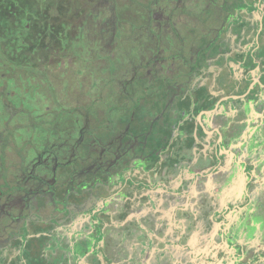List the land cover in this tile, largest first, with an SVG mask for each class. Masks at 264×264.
Masks as SVG:
<instances>
[{
  "label": "rangeland",
  "instance_id": "obj_1",
  "mask_svg": "<svg viewBox=\"0 0 264 264\" xmlns=\"http://www.w3.org/2000/svg\"><path fill=\"white\" fill-rule=\"evenodd\" d=\"M234 1L76 0L74 14L60 13L67 30L53 33L52 40L45 41L47 50L32 44V57L30 45L19 35L3 39L0 34V187L9 195L0 200V244L4 245L0 261L103 264L95 254L99 250L113 264L130 262L132 250L126 239L132 238L133 229L127 220L137 221L135 207L142 201L157 211L163 198H145L147 187L123 185L131 174L129 167H136L134 179L152 187L162 167L149 172L148 182L138 168L154 165L142 157L148 139L152 143L148 157L156 160L158 150L152 146L160 130L174 129L177 118L209 106L233 74L243 75L235 60L253 48L252 24L257 20L255 14H242L239 9L236 26L227 28L230 18L222 14L221 6L227 8ZM43 4L50 7L54 0H42ZM70 39L75 40L72 50L67 46L59 52V45L64 48ZM52 46L55 52L49 50ZM255 56L258 78L264 83V29ZM262 92L258 115H264ZM146 130L149 136L143 142ZM130 140L133 147L128 148ZM261 142L264 145V139ZM263 145V165L257 168L261 175ZM95 210L96 220L104 223L96 248L92 247L96 222L91 218ZM253 210L257 220V206ZM30 213L39 217L41 225L28 217ZM217 219L219 223V215ZM24 220L26 229L21 230L18 225ZM231 224L224 233L227 243L236 246L238 238L232 242L228 232L236 238L244 227ZM220 239L216 235L215 240ZM144 244L138 243L140 249ZM239 245L232 252L221 248L218 253L198 247L201 251L196 255L202 261L221 258L229 264L234 256L236 264H254L257 252ZM182 250L186 249L177 253ZM190 256L184 254L180 262Z\"/></svg>",
  "mask_w": 264,
  "mask_h": 264
},
{
  "label": "flooded vegetation",
  "instance_id": "obj_2",
  "mask_svg": "<svg viewBox=\"0 0 264 264\" xmlns=\"http://www.w3.org/2000/svg\"><path fill=\"white\" fill-rule=\"evenodd\" d=\"M227 2V0H225ZM246 2L250 6H246ZM249 8V9H248ZM241 10L242 14H257V29L254 33L253 48L247 51L241 60H235L237 69L243 73L241 77H236L233 74L231 81L221 88V92L215 99L211 98L209 106L204 107L198 112L187 113L181 118H177L176 127L174 129L160 130L158 133L159 138H156L152 147H157L158 153L156 160H150L148 156L151 154L148 152L147 147H151V141L148 139V144L142 149V157L147 163L153 162L154 165L151 169L145 167H138L142 173H144V180L148 182V174L150 171H157L161 174L158 175L157 181L153 182L152 187H149L147 183L140 181V179H134L136 167L131 166L129 170L131 174L125 179L123 185H129L132 189L139 188L142 190L146 188L149 194L144 195L146 198L149 196L152 198L156 195V198L167 197L170 198L169 202L162 204V213L149 212L147 207L148 202L142 201V203L135 207L137 211L134 215L135 218L127 220L129 226H132L133 236L126 239L131 245L132 255L133 250L136 249V256H140L137 252L140 249L139 244L154 241V230H159L160 239H164L167 245H175L180 247V241L172 239L174 236L170 233L165 234L168 230L173 229V221L176 220L177 208H179V201L176 196L182 198H194L198 194H204L203 197L212 198H224L226 195H233L229 190L233 183L240 179V183H243L242 190L240 192L241 199L250 198L249 186L256 187L257 181L260 179V171L257 170L258 166H262V145L261 142L264 139V115H258L257 104L260 102L259 95L261 89L264 88L260 77L258 78L259 64L257 63L256 56L259 48V42L262 38L264 29V0H235L227 8L222 5L221 12L226 14V17L230 18L229 22L225 23L227 28H232L237 24L238 10ZM233 12V13H232ZM234 14L232 19L230 14ZM237 13V14H236ZM69 42L64 47L67 49ZM63 46V44H62ZM204 53H202L203 56ZM48 59L44 61V67L47 65ZM198 62V61H197ZM239 78V79H237ZM229 85V86H228ZM206 95V94H203ZM205 97V96H203ZM240 104L236 105V102ZM261 103V102H260ZM254 104V106H253ZM249 117L256 118L257 116V129H254V123L247 127L239 126L244 116V110ZM136 112L135 110L133 111ZM185 124V125H184ZM188 125V128L186 127ZM127 130H133L131 127H127ZM148 130L145 132V138L143 142L148 138ZM157 136V134H156ZM133 140V139H132ZM132 140L127 141L128 148L133 147ZM134 141V140H133ZM166 141V144H164ZM264 146V145H263ZM147 150V151H146ZM242 153L241 154H238ZM171 161L165 163L166 157ZM172 158L174 161H172ZM178 161L176 167L173 165ZM175 168V169H172ZM158 172V171H157ZM257 174V176H256ZM168 176V177H166ZM160 179L167 180L168 182H161ZM136 180V181H135ZM180 185V186H179ZM4 187L0 188V197L8 195L4 191ZM118 191V190H117ZM234 196V195H233ZM5 197V196H4ZM3 197V198H4ZM133 198V196L131 197ZM155 198V197H154ZM139 199V198H138ZM144 200V199H142ZM161 201V200H160ZM168 201V200H167ZM155 203V201H153ZM244 202V203H245ZM159 204V203H158ZM229 206H225L228 209ZM91 209V208H90ZM225 210V209H223ZM69 212V211H68ZM94 227L95 236H97V229L100 227L101 238L98 242L94 239L92 247L96 248L100 245L103 237V222L97 219V211H92L91 214ZM30 219L35 218L42 222L35 214H29ZM226 221L221 222L218 229V234L221 235L220 241H226L225 227ZM26 229V220H24L20 226L21 230ZM142 229V230H141ZM142 234V237H141ZM165 234V235H164ZM151 236V238L149 237ZM142 238V240H141ZM136 242H133L135 241ZM133 243V244H131ZM221 243V244H222ZM229 252L234 249H239L241 246L238 244L232 246L229 243ZM177 249L173 250V256L179 254ZM96 257L101 259L103 264H113L114 260L108 258L103 252L97 250ZM234 257L232 256L231 260ZM230 260V262H231ZM226 262V261H225ZM229 262V264H231ZM256 263V261H254ZM252 264V263H250Z\"/></svg>",
  "mask_w": 264,
  "mask_h": 264
},
{
  "label": "crops",
  "instance_id": "obj_3",
  "mask_svg": "<svg viewBox=\"0 0 264 264\" xmlns=\"http://www.w3.org/2000/svg\"><path fill=\"white\" fill-rule=\"evenodd\" d=\"M255 15L256 16L253 18L256 21L257 14ZM254 25L257 29V23L252 24V27H254ZM261 90L264 94V88ZM215 98L216 96L213 97V99ZM240 102L242 101H237L236 105L240 104ZM243 111V120L240 122L239 126L247 127L254 123V129H257V116L256 118L249 117L246 115L247 109L246 111L245 109ZM255 111L257 113L256 109ZM242 187L243 183H240V179H237L236 183L231 184V189L229 190L234 196L228 194L224 196L223 199H221L222 197L217 199L216 197H203L202 195L204 194H198V196L194 198H182L180 196H176V198H178L177 200H180L178 205L180 207L175 209L176 213L174 218L176 216V220L173 221V229L168 230L166 234L170 233L173 235L174 237L172 239L180 241L179 245L181 246L176 247L175 245H167L164 239H160V237H158L160 236L159 230L155 229L153 233L155 240L147 242V244H144L143 247L137 251L140 254L142 252V258L144 257V259L141 258V255L136 256V254H134L132 257H129L128 260L130 262H128V264H138V262H140V264H224L226 259L213 258L211 259L213 262L209 260L202 261V259H199L196 255V251H201L200 248H210V252L216 253H218L217 251L221 248L229 251L228 249L230 247L227 242L222 243L220 240L218 242L215 240L216 235H218L219 225L224 221H226L227 224L225 228L226 230L232 225L231 223L235 222L244 227L243 230L241 228V230L237 233L236 238L229 232L228 237L232 240V242H235L238 238L235 242L237 245L241 244L242 246H247L245 248L254 249L255 253L257 252V257H255L257 258L256 263L264 264V211H262L264 208V173L260 176L259 181H257L255 189L254 187L249 186L248 191L250 198L247 199L246 202L245 199H241L242 197L240 196ZM166 196L167 197H164V200L162 199L159 202L158 207L155 208L157 211L147 210L153 213L161 211L163 209L162 204L165 202L167 203L170 200V197L168 195ZM3 197L0 200L4 199ZM159 200L160 199H158V201ZM228 203L231 204L232 207L230 205H226ZM0 206H3L2 202H0ZM225 206H229L228 209L225 208ZM255 206H257V214L259 213L257 215V220L253 215L256 212L253 210L255 209ZM218 215L220 218L219 223H217ZM38 216H41V214L38 213ZM39 224L41 225L40 222ZM39 224H37V226ZM18 226L20 227L21 225ZM2 229L4 228L2 227ZM11 230L12 228H9V232H11ZM74 233L77 235V232ZM224 235H226V233H224ZM149 237L151 238V236ZM232 246L234 245L232 244ZM175 248L177 250L184 248L186 250H182L183 253H188L189 255L193 254V257H184L181 263L180 259L184 254L182 255V251H179L181 255L178 256L177 254L173 256L172 254ZM3 249L4 245L0 244V250ZM240 253H242L241 250ZM7 262L9 264H19V261L16 262V260L14 261L12 258L5 261L1 260L0 264H7ZM230 263L236 264L234 258ZM24 264H35V260L25 259Z\"/></svg>",
  "mask_w": 264,
  "mask_h": 264
},
{
  "label": "trees",
  "instance_id": "obj_4",
  "mask_svg": "<svg viewBox=\"0 0 264 264\" xmlns=\"http://www.w3.org/2000/svg\"><path fill=\"white\" fill-rule=\"evenodd\" d=\"M6 1L8 0H0V34H2L3 39L7 36L19 35L23 38L26 46L30 45L27 49L31 57L33 56L32 51L35 49L32 44L37 43L38 50L41 48L47 50V43L45 41H51L53 33L62 35L61 33L67 30L63 26L66 23L63 22V17L60 16V13L68 10L71 14L75 13L73 4H75L76 0H54V4H51L50 7H44L42 0ZM4 3H9V5H5ZM79 36L76 35L77 38ZM74 41L69 40V50H72L73 45H75ZM54 42L57 43L58 41L55 40ZM10 46L11 48H16V43L12 42ZM55 48L56 46H52L49 50L54 51ZM65 51L66 49L62 48V45H59V52ZM51 52L49 51L47 56L44 55L45 60L49 58L48 56H50ZM9 106L5 105V109L10 110ZM96 237L95 242H98L101 238L100 227L97 229Z\"/></svg>",
  "mask_w": 264,
  "mask_h": 264
}]
</instances>
